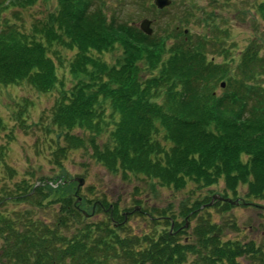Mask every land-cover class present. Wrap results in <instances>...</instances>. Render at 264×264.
Returning a JSON list of instances; mask_svg holds the SVG:
<instances>
[{
	"label": "trees",
	"instance_id": "trees-1",
	"mask_svg": "<svg viewBox=\"0 0 264 264\" xmlns=\"http://www.w3.org/2000/svg\"><path fill=\"white\" fill-rule=\"evenodd\" d=\"M15 1L0 0V89L29 81L39 93H54L59 83L55 60L60 69L70 61V74L80 78L71 94H59L52 110V124L66 132L64 147L53 153L56 165L59 151L80 145L73 130L83 129L93 135L97 161L108 171L122 172L127 182L130 174L183 191L189 184L208 189L222 179L225 198L231 193L237 199L239 185L247 186L248 199L264 198V59L259 47L251 45L236 67L231 57L222 64L209 59L211 34L194 39L184 31L192 20L211 28L215 14L201 20L193 0H181L182 16L164 36L145 35L122 20L118 10V16L108 9L107 15L106 3L96 0H56L53 12L29 33L21 32L4 15ZM24 1L17 2L29 7ZM145 1L146 14L156 13L153 5L144 7ZM254 11L264 24V1ZM116 45L123 54L108 64L105 55ZM69 51L70 59L63 56ZM222 82L226 86L218 93ZM108 115L114 120L111 146L99 149L94 142L107 129ZM52 192V186L41 184L0 190V264H187L191 258V264H241L238 259L247 257L264 264L261 250L224 243L220 225L209 218L194 229L193 241L178 240L181 226L207 213L212 197L187 203V212H181L187 221L180 225L165 212H146L153 224L164 220L169 227L157 236L127 231L119 204L106 196L78 203L70 193L50 201ZM221 205L232 208L221 202L214 206ZM46 209L50 212L44 217ZM99 213L102 220L91 222Z\"/></svg>",
	"mask_w": 264,
	"mask_h": 264
},
{
	"label": "rangeland",
	"instance_id": "rangeland-1",
	"mask_svg": "<svg viewBox=\"0 0 264 264\" xmlns=\"http://www.w3.org/2000/svg\"><path fill=\"white\" fill-rule=\"evenodd\" d=\"M17 1L7 7L4 15L9 23L19 28V31L26 30L27 33L36 21L46 17L57 6L56 0L47 2L46 0H28L29 7ZM21 1L25 3L24 0ZM96 1L106 3V14L107 9L109 13L112 12L116 16L120 13L119 16L121 15L122 20L132 22L138 29L144 17L149 19L153 22L150 26L153 35L158 36H164L166 29L170 30L174 25L176 26V18L181 17L183 11L179 6L181 0H169L170 5L163 9H156V13L151 14H146L142 9V0ZM185 1L189 3V0ZM263 1L193 0L198 8L199 18L203 20L214 12L215 22L210 23V25L213 24L210 28L199 26L196 23L197 20H192L193 22L184 28L188 30L187 35L194 39L205 36L207 33L211 34V43L209 42L206 52L208 58H215L217 63H225L226 57H231V61L233 60L236 67L240 63L242 55L251 45L259 47L258 54L264 59V24L257 21V14L254 11L255 5ZM153 3L154 0H146L144 6ZM254 14L256 15L254 16ZM167 25H169L168 28ZM221 43L222 45L219 46ZM122 54L121 47L116 45L112 52L105 55V61L108 64H113L120 59ZM64 55L65 58L70 59L73 53L69 51L63 53ZM69 62L66 61L64 68L60 69L55 60L59 83L57 89L53 91L54 93H39L30 85L29 81L0 89V117L5 124L0 128V154L4 155L0 156V159L3 160L0 162V190L3 187L15 189L16 186H24V184L52 186L53 192L49 198L50 201L60 199L70 193L72 197L76 195L81 198V202L82 198L95 201L97 198L100 200L106 196L111 203L117 202L120 211L125 213L138 206L136 202L139 200L140 212H133L127 218V231L138 235L154 233L157 236L169 227L164 226V220H158L161 221L160 225L153 224L145 215L146 212L148 214L156 211L165 212L169 218L175 216L180 225L187 219L181 216V212L186 213L187 210L184 209L190 207L187 203L190 204L215 195L223 197L225 184L222 179L208 189L199 190L196 189L197 186L189 184L183 191L169 187L163 188L157 182L146 181L143 178L137 179L130 174H127L129 177L127 182L126 175L124 176L122 172L108 171L101 162L97 161L91 148L93 135L84 132L83 129L73 130L79 135V141L83 143L80 142V145L72 146V149L68 151H59L61 157L58 158L56 165L53 153L58 149V146L64 147L61 140H64L66 132L52 124V110L59 94H71L73 87L80 80L70 74ZM261 79L264 80V76ZM216 90L218 93L221 92L218 87ZM111 117L110 115L106 117L107 129L94 142L99 149L111 146L110 133L114 128V120ZM47 130H51V133H48ZM77 179L84 180V185L79 190H77L79 185ZM64 186H69V189ZM247 189L246 185L237 187L236 195L241 200L239 205H231L232 208L225 209L222 205L214 206L220 200H210L207 213L201 212V217L198 215L191 218L185 226H181V230L184 232L180 233L178 240L181 242L193 241L194 229L203 220L209 218L211 222L220 225L224 243H238L241 246L247 244L254 248L256 246L257 250L264 253V198L248 199L246 197ZM229 198L235 200L231 193H229ZM244 201L246 203H243ZM30 208L29 206L28 209ZM54 208L56 211L59 210L57 204ZM8 209L13 210L14 208L9 205ZM44 211H40L43 216L50 212L49 209ZM102 218L103 215L99 213L94 214L90 219L91 222L98 223ZM176 231L178 230L173 231L174 235ZM191 260L192 258L190 262H192ZM238 261L241 264H255V260H251L250 257L239 258ZM190 262L188 261L187 264H191Z\"/></svg>",
	"mask_w": 264,
	"mask_h": 264
},
{
	"label": "water",
	"instance_id": "water-1",
	"mask_svg": "<svg viewBox=\"0 0 264 264\" xmlns=\"http://www.w3.org/2000/svg\"><path fill=\"white\" fill-rule=\"evenodd\" d=\"M154 3H155V5H156V7H158L159 9H163V8H165L166 6L170 5V1H169V0H155ZM151 25H152V21H150V20H148V19H145V20H143V21L141 22L140 29H141V31H142L145 35H147V36H151V35L153 34V30H152V28H150ZM221 87L224 88V87H225V84L222 83V84H221ZM77 182L79 183V185H78V187H77V190H79L80 187H82V186L84 185V180H82V179H77ZM215 199H218V200L223 201V202H227V203L232 204V205H238V204H239V200H237V201L234 202V201H232V200H230V199H223V198H221V197H219V196H217V195H215V196L213 197V200H215ZM78 202H79V203L81 202V198H79V197H78ZM83 213H84L85 215H87L86 212L83 211Z\"/></svg>",
	"mask_w": 264,
	"mask_h": 264
},
{
	"label": "flooded vegetation",
	"instance_id": "flooded-vegetation-1",
	"mask_svg": "<svg viewBox=\"0 0 264 264\" xmlns=\"http://www.w3.org/2000/svg\"><path fill=\"white\" fill-rule=\"evenodd\" d=\"M136 211V207L134 208V211L133 212H135ZM131 210L130 211H128V212H123V216L125 217V220L127 221V218L128 217H130L131 216V214L133 213ZM145 215H147V213H145ZM186 221H187V219H186ZM187 227V226H186ZM181 232H184V230H180V233ZM255 249H258V248H256V246H255Z\"/></svg>",
	"mask_w": 264,
	"mask_h": 264
}]
</instances>
